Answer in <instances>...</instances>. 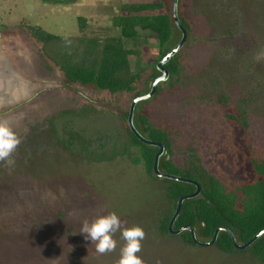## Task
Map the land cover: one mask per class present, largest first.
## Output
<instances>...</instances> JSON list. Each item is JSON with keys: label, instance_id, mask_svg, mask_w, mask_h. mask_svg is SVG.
Instances as JSON below:
<instances>
[{"label": "rangeland", "instance_id": "obj_1", "mask_svg": "<svg viewBox=\"0 0 264 264\" xmlns=\"http://www.w3.org/2000/svg\"><path fill=\"white\" fill-rule=\"evenodd\" d=\"M156 1L0 0V119L22 139L15 163L0 162V264H116L125 243L120 232L116 250L103 255L79 232L85 219L113 211L125 226L144 229L137 255L145 264H259L248 254L160 234L159 221L173 210L163 181L128 158L101 164L77 158L55 138L50 122L62 113L88 106L128 112L134 95L152 87L158 41L140 32L141 55L131 59L140 75L135 92L110 95L66 83L24 25L103 38L117 34L111 19L122 4ZM173 1L163 0L171 15ZM176 15L190 28L176 72L158 84V95L135 105L131 123L140 127L144 116L166 131L171 147L163 156L176 166L199 164L239 185L252 174L251 159L264 160V0H176ZM79 17L86 20L82 29ZM180 40L175 26L166 48Z\"/></svg>", "mask_w": 264, "mask_h": 264}, {"label": "trees", "instance_id": "obj_2", "mask_svg": "<svg viewBox=\"0 0 264 264\" xmlns=\"http://www.w3.org/2000/svg\"><path fill=\"white\" fill-rule=\"evenodd\" d=\"M178 19L188 38V24L181 17ZM77 21L82 29L85 18L79 17ZM111 26L117 34L103 38L59 36L28 25H24L23 31L40 44L43 57L58 70L66 83L110 95L134 93L140 75L132 68L131 59L141 55L137 47L143 39L140 32H148L158 41L155 73L151 76L155 80L161 75L157 64L170 51L166 46L174 35L172 15L163 0L122 4L119 13L111 19ZM176 64L177 54L162 66L168 76L176 72ZM160 91L157 85L154 95ZM140 96L142 94L136 93L134 99ZM128 113L96 110L88 106L62 113L50 124L58 143L70 155L98 164L128 158L134 166H142L148 177L163 181L164 197L173 205V210L159 221L160 234L170 235L169 223L178 201L184 198L172 227V230L185 228L179 234L184 244L197 247L186 229L188 227L193 230L195 239L201 240L198 241L200 243L210 242L216 230L224 228L218 232L211 247L229 255L248 254L259 264H264V160L251 159L252 174L239 185L228 184L209 174L199 164L180 168L163 156L170 152L168 133L152 126L146 117L141 116L138 118L140 127L134 126L136 132L145 140L163 146L158 171L187 182L158 178L153 165L159 148L142 143L133 134L127 124ZM227 118L235 119L231 115ZM194 183L200 186L199 195L185 198L195 192ZM260 232L263 233L243 250L235 248L229 234L233 235L238 246H243Z\"/></svg>", "mask_w": 264, "mask_h": 264}, {"label": "clouds", "instance_id": "obj_3", "mask_svg": "<svg viewBox=\"0 0 264 264\" xmlns=\"http://www.w3.org/2000/svg\"><path fill=\"white\" fill-rule=\"evenodd\" d=\"M260 58L261 56H257V59ZM21 143L22 139L13 123L7 119H0V162L12 166L15 161L11 157ZM79 232L84 235L85 240L95 244L96 252L101 255L116 250L117 241L114 236L120 232L125 243L120 249V257L116 264H145V261L137 255L141 252L142 241L146 237L144 229L139 225L125 226L114 211L106 215H98L91 222L85 219Z\"/></svg>", "mask_w": 264, "mask_h": 264}, {"label": "water", "instance_id": "obj_4", "mask_svg": "<svg viewBox=\"0 0 264 264\" xmlns=\"http://www.w3.org/2000/svg\"><path fill=\"white\" fill-rule=\"evenodd\" d=\"M172 18H173V22L175 24V26L178 28V30L181 32V40H180V43L175 47L173 48L172 50H170L161 60L160 62L157 64V69L160 71L161 75L155 79L153 81V84H152V87H151V91L146 94V95H143V96H140L136 99H134L131 103V106L129 108V113H128V118H127V124H128V127L129 129L133 132V134L144 144L146 145H149V146H156L159 148L157 154L155 155V158H154V165H153V172L155 174V176H157L158 178H164V179H169V180H174V181H180V182H187L186 180H183V179H180V178H177V177H174V176H170V175H166V174H163L161 172L158 171V160H159V157L162 155L163 153V146L160 145V144H155V143H152V142H149L147 140H145L144 138H142L137 132L136 130L134 129L132 123H131V120H132V114H133V109L135 107V105L140 102V101H144L146 99H149L150 97H152L155 93V89L157 87V85L160 83V82H163L167 79V76H168V72L162 67L164 64H166L169 59L175 55L178 50L180 49V47L182 46L183 43H185L186 39H187V34L185 32V30L182 28L180 22H179V19L176 15V0L173 1V5H172ZM195 186H196V190L193 194L189 195V196H186L185 198H188V199H191V198H195L199 195L200 193V186L196 183H194ZM184 198L180 199L178 201V204H177V208H176V211L174 212V215L172 216L171 218V221L169 223V227H168V233L171 235H179L185 228H182V229H179V230H172V227H173V224L179 214V211H180V207H181V203L183 201ZM187 230H189L190 234H191V239L193 241L194 244H196L197 246L199 247H211L213 246L215 240H216V237H217V234L220 230H223L224 228H219L218 230H216V232L214 233V236H213V239L208 242V243H200L198 242L196 239H195V236H194V232L191 228H186ZM225 230V229H224ZM263 232H260L259 234H257L251 241H249L247 244L243 245V246H238L235 242V239L233 237V235L231 233L230 236H231V239L233 241V244L235 246L236 249L238 250H243L245 248H247L248 246H250L252 244L253 241H255Z\"/></svg>", "mask_w": 264, "mask_h": 264}, {"label": "flooded vegetation", "instance_id": "obj_5", "mask_svg": "<svg viewBox=\"0 0 264 264\" xmlns=\"http://www.w3.org/2000/svg\"><path fill=\"white\" fill-rule=\"evenodd\" d=\"M138 98V97H137Z\"/></svg>", "mask_w": 264, "mask_h": 264}]
</instances>
